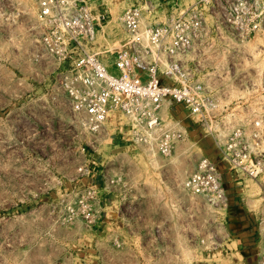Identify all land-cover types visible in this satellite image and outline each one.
<instances>
[{"label": "rangeland", "instance_id": "1", "mask_svg": "<svg viewBox=\"0 0 264 264\" xmlns=\"http://www.w3.org/2000/svg\"><path fill=\"white\" fill-rule=\"evenodd\" d=\"M178 1L186 6L194 0ZM102 2L109 17L93 50L102 45L119 50L126 37L119 16L130 1ZM167 11L176 9L163 5L146 19L159 20ZM39 31L31 1L0 0V264H226L227 257L232 264H246L236 254L241 247L214 253L193 248L205 232L208 210L181 186L202 156L223 169L218 149L236 129L243 131L250 158L257 156L260 167L253 178L233 170L232 182L225 177L233 206L240 209L229 210L226 227L231 239L240 231L253 232L248 262L264 254L263 34L244 44H210L217 71L208 75L214 87L204 91L210 97L204 119L198 122L179 107L163 109L165 123L185 130L187 137L171 155L161 156L125 140L128 120L119 112H109L98 133L84 127L47 63L36 57ZM85 165L91 167L89 175L79 170ZM104 178L114 179L106 189ZM91 180L108 200L96 228L67 217L68 205ZM243 213L246 229L238 218ZM156 224L165 228L166 247L159 250L152 240L139 247L138 237Z\"/></svg>", "mask_w": 264, "mask_h": 264}, {"label": "built area", "instance_id": "2", "mask_svg": "<svg viewBox=\"0 0 264 264\" xmlns=\"http://www.w3.org/2000/svg\"><path fill=\"white\" fill-rule=\"evenodd\" d=\"M29 1L40 22L36 57L47 63L58 91L84 127L98 133L108 113L119 112L128 120L122 133L125 140L161 156L171 155L187 137L185 130L165 123L163 109L179 107L198 122L204 119L210 99L204 91L214 87L208 75L217 71L209 59L210 44L216 40L244 44L264 35V0H194L186 6L178 0H129L119 16L126 33L122 47L115 50L102 45L103 49L94 51L96 34L109 17L102 0ZM169 4L175 12L147 21L146 13ZM244 138L240 129L230 133L218 159L236 175L253 178L260 160L250 158ZM79 170L89 175L91 167ZM222 174L218 162L202 156L181 181L182 188L208 210L205 232L192 244L208 253L230 249L226 227L230 202ZM112 182L113 178H104L103 188ZM103 194L91 180L85 192L68 205L67 217L96 228L108 203ZM166 239L165 228L156 224L137 240L139 247L146 248L152 240L163 250ZM114 242L121 245L118 238ZM250 264H264V254Z\"/></svg>", "mask_w": 264, "mask_h": 264}, {"label": "crops", "instance_id": "3", "mask_svg": "<svg viewBox=\"0 0 264 264\" xmlns=\"http://www.w3.org/2000/svg\"><path fill=\"white\" fill-rule=\"evenodd\" d=\"M219 155H220V149H218V154H217V157H219ZM224 165V164H223ZM226 165V164H225ZM223 166V169H222V171H223V174H222V178H223V180H224V184H226L227 182H225V180L227 179V178H230L229 179V182H232L233 181V179H231L232 178V175H231V173H230V170H228V167H226V166ZM225 177H226V179H225ZM226 187V186H225ZM226 189H227V187H226ZM227 192H228V196H229V202H230V207H229V210H230V213H231V210H233L234 209V212H235V210L237 209L238 211L240 210V209H238V205H236V206H233V202H232V200H231V198H232V195H229L230 194V190H228L227 189ZM234 207V208H233ZM236 208V209H235ZM236 210V211H237ZM240 212V211H239ZM242 212V211H241ZM245 213V212H244ZM242 214L241 215V217H238L239 219H241V224H240V228H242V229H246V227H248L249 226V223H248V221L246 220V218H245V214ZM98 226V225H97ZM253 232H248L247 230H245V231H240V232H238L236 235L237 236H239V238H236V239H230V242H229V244H228V246L229 247H231V248H234V249H236L237 247H241V250L240 251H238L236 254H238V256L239 255H243L244 256V259H245V261H246V264H250L251 263V261H247L246 259H248L252 254H251V250L253 249L251 246L249 247V244L251 243L250 241H249V238H250V236H251V234H252ZM235 235H233V237H234ZM237 256V257H238ZM228 259H229V257H227ZM232 258V257H231ZM227 259V261H226V264H232L231 262H232V260H228ZM238 264H240V263H238ZM243 264H245V263H243Z\"/></svg>", "mask_w": 264, "mask_h": 264}]
</instances>
